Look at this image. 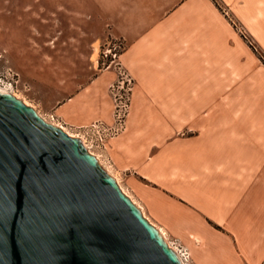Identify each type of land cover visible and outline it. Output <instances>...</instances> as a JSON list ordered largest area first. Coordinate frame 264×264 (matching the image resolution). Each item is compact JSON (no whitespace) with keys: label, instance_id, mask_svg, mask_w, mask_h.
I'll use <instances>...</instances> for the list:
<instances>
[{"label":"crops","instance_id":"crops-1","mask_svg":"<svg viewBox=\"0 0 264 264\" xmlns=\"http://www.w3.org/2000/svg\"><path fill=\"white\" fill-rule=\"evenodd\" d=\"M93 1L134 80L128 129L103 163L153 183L152 214L190 264H264V67L213 0ZM117 76L58 107L60 123H111Z\"/></svg>","mask_w":264,"mask_h":264},{"label":"water","instance_id":"water-1","mask_svg":"<svg viewBox=\"0 0 264 264\" xmlns=\"http://www.w3.org/2000/svg\"><path fill=\"white\" fill-rule=\"evenodd\" d=\"M0 264H182L83 141L0 92Z\"/></svg>","mask_w":264,"mask_h":264},{"label":"rangeland","instance_id":"rangeland-1","mask_svg":"<svg viewBox=\"0 0 264 264\" xmlns=\"http://www.w3.org/2000/svg\"><path fill=\"white\" fill-rule=\"evenodd\" d=\"M213 1L264 67V0ZM120 43L109 35L93 0H0V89L48 122L60 123L51 116L56 117L58 107L73 96L88 92L99 75L115 68L110 50ZM92 97L99 109L104 107L100 89ZM111 102L113 107L112 97ZM61 126L75 136L71 126ZM103 164L167 242H178L152 214L160 220L163 212L152 193L153 183L133 170L116 175Z\"/></svg>","mask_w":264,"mask_h":264},{"label":"built area","instance_id":"built-area-1","mask_svg":"<svg viewBox=\"0 0 264 264\" xmlns=\"http://www.w3.org/2000/svg\"><path fill=\"white\" fill-rule=\"evenodd\" d=\"M122 51L123 46L121 43L110 50L112 56L111 65H114L118 74L116 81L110 86V94L113 100L112 122L107 123L103 120H97L91 124L72 129L75 131L74 137H78L83 141L88 151L98 158L104 168L106 166L102 160L105 158L109 143L127 131L132 111L134 80L122 66L120 61ZM4 91L8 92L7 90ZM51 118L52 120H58L54 115ZM52 124L63 128L61 123ZM169 245L175 250L182 264H190L191 252L187 247L178 242H173Z\"/></svg>","mask_w":264,"mask_h":264},{"label":"bare ground","instance_id":"bare-ground-1","mask_svg":"<svg viewBox=\"0 0 264 264\" xmlns=\"http://www.w3.org/2000/svg\"><path fill=\"white\" fill-rule=\"evenodd\" d=\"M0 92L5 93V91L3 89H0ZM41 116V115H40ZM44 118V117H43ZM46 120V119H45ZM161 233V232H160ZM162 234V233H161ZM163 235V234H162Z\"/></svg>","mask_w":264,"mask_h":264}]
</instances>
